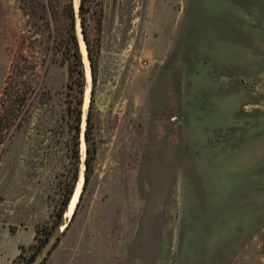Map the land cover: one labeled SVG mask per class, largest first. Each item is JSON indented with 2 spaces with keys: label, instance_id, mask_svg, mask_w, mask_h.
Returning <instances> with one entry per match:
<instances>
[{
  "label": "rangeland",
  "instance_id": "374dc122",
  "mask_svg": "<svg viewBox=\"0 0 264 264\" xmlns=\"http://www.w3.org/2000/svg\"><path fill=\"white\" fill-rule=\"evenodd\" d=\"M101 6L98 150L42 264H264V0ZM74 11L86 83L76 190L92 84ZM38 24L0 0V264L34 243L69 161L67 64Z\"/></svg>",
  "mask_w": 264,
  "mask_h": 264
},
{
  "label": "trees",
  "instance_id": "16d2710c",
  "mask_svg": "<svg viewBox=\"0 0 264 264\" xmlns=\"http://www.w3.org/2000/svg\"><path fill=\"white\" fill-rule=\"evenodd\" d=\"M53 0H19L20 9L24 16L29 19L36 18L39 21L38 30L46 35L50 43L52 55L59 64H67L68 81L66 83L65 117L66 125L72 134L69 139L68 166L63 179L58 180L60 197L50 214L48 220L43 224H37L34 230V243L24 252V248H19L20 253L11 264H34L41 249L54 234V232L66 223L64 215L70 206V201L79 179L80 166V137L83 115L84 93H85V68L81 53L80 42L76 31V16L71 0L66 4L54 6ZM88 16L95 20V33L90 37ZM103 10L101 0H80L78 11V23L82 40L85 44L87 59L92 76V89L90 92L85 126L83 130L85 143L84 159V181L79 195V200L72 214L71 221L77 214L78 205L92 174L93 161L95 159L98 146L94 142V117H93V86L95 84L97 59L101 41V25ZM52 25V26H51ZM68 224V226H69ZM67 226V227H68ZM60 241V240H59ZM56 247V246H55Z\"/></svg>",
  "mask_w": 264,
  "mask_h": 264
},
{
  "label": "water",
  "instance_id": "95a60500",
  "mask_svg": "<svg viewBox=\"0 0 264 264\" xmlns=\"http://www.w3.org/2000/svg\"><path fill=\"white\" fill-rule=\"evenodd\" d=\"M77 15H78V11H79V2H78V6H77ZM79 24V23H78ZM81 34V33H80ZM82 36V35H81ZM83 42V40H82ZM86 60L88 61L87 59V54L85 56ZM88 70H89V76H90V83L92 84V76H91V70H90V67L88 65ZM91 89L92 87L89 89V92H88V98H87V101H85L86 105H88V102H89V97H90V92H91ZM84 138V136H83ZM84 140V139H83ZM83 181H84V175H83V172H82V185H83ZM82 189V187H81ZM81 192V191H80ZM74 194V193H73ZM80 195V194H79ZM79 200V196H78V199H77V202ZM76 202V204H77ZM76 204L74 206V209L76 208ZM74 209L71 213V215L69 216V220H71L72 218V214L74 212ZM65 225V226H64ZM62 226H60L55 232L54 234L48 239V241L45 243V245L43 246L42 248V253H41V256H37L35 261H34V264H42L43 261L48 257V255L52 252V250L55 248V246L58 244L59 240H60V237L61 235L64 233V230L65 228H67L68 224H64Z\"/></svg>",
  "mask_w": 264,
  "mask_h": 264
},
{
  "label": "bare ground",
  "instance_id": "6f19581e",
  "mask_svg": "<svg viewBox=\"0 0 264 264\" xmlns=\"http://www.w3.org/2000/svg\"><path fill=\"white\" fill-rule=\"evenodd\" d=\"M74 8L75 9H77V6H78V0H74ZM82 52H83V54L85 55V50H84V48H83V46H82ZM84 62H86V60L84 61ZM89 70L87 71V74H86V77H87V82H89V80H90V77H89ZM90 84V83H89ZM87 88H88V86H87ZM88 92H89V88L86 90V98H87V96H88ZM86 104V103H85ZM81 183H79V186L76 188V190H75V192H74V194H73V197H72V199H71V202H70V209L71 208H74V206H75V204H76V202H77V199H78V196H79V194H80V188H81ZM67 213H68V211H67ZM71 215V214H70Z\"/></svg>",
  "mask_w": 264,
  "mask_h": 264
}]
</instances>
